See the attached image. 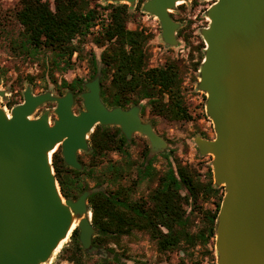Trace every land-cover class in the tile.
Returning a JSON list of instances; mask_svg holds the SVG:
<instances>
[{"label":"water","instance_id":"obj_1","mask_svg":"<svg viewBox=\"0 0 264 264\" xmlns=\"http://www.w3.org/2000/svg\"><path fill=\"white\" fill-rule=\"evenodd\" d=\"M104 1L131 8L138 2ZM179 2L189 0H147L142 7L159 20L168 47L179 45L181 25L171 18ZM206 15L198 90L207 96L217 136L197 137L195 144L201 156L214 157L215 186L226 191L216 227L217 264H264V0H217ZM101 79L98 73L85 83L78 114L73 92L35 95L30 86L11 118L0 109V264H46L73 220L83 249L98 251L88 201L95 191L77 200L63 197L53 167L59 149L68 167L82 171L79 154L91 151L97 126L119 128L128 142L136 134L145 137L154 155L167 149L153 125L143 121L140 105L109 108L103 102ZM0 97L6 92L0 90ZM49 102L57 104L53 124L49 111L32 119Z\"/></svg>","mask_w":264,"mask_h":264},{"label":"trees","instance_id":"obj_2","mask_svg":"<svg viewBox=\"0 0 264 264\" xmlns=\"http://www.w3.org/2000/svg\"><path fill=\"white\" fill-rule=\"evenodd\" d=\"M99 1L54 0L52 8L49 1L20 0L21 9L16 13L22 26L20 49L31 56L48 53L69 65L75 53L81 55V45L100 24L96 43L105 47L101 58L103 102L109 108L128 109L147 99L152 114L190 121L192 118L187 112L182 91L187 66L180 60L168 58L163 66L150 67L152 54L148 44L152 36L144 29L128 28L131 19L129 6L120 4L103 8L97 3ZM144 1H140L138 10ZM101 10L109 11L107 17L103 18ZM89 65L94 78L98 70L95 55L91 56ZM82 83L76 80L64 85L82 91ZM127 142L119 128L97 126L90 136L92 154L89 157L91 162H99L88 165L84 172L69 168L61 150L53 155V167L65 199L77 200L90 189L88 181L103 188L95 191L88 200L96 230L93 243L112 254L115 252L111 244L120 245L123 238L139 232L156 242L161 253L197 246H203L207 251L208 245L214 248L225 188L214 185L212 172L208 181L202 183L188 166L168 162L167 171L160 175L151 171L152 162L148 161L138 171L136 180L124 184L132 165L129 162L113 163L108 155L118 152L126 156ZM100 165L102 168L97 170ZM152 179L157 180L156 188L148 196L135 198L138 187ZM210 199H214V208L205 209L204 204ZM188 207L191 209L189 213ZM195 215L202 223L197 230H194ZM208 253L214 260L213 252ZM61 256L71 264H87L78 228L73 231L71 244L63 249Z\"/></svg>","mask_w":264,"mask_h":264},{"label":"rangeland","instance_id":"obj_3","mask_svg":"<svg viewBox=\"0 0 264 264\" xmlns=\"http://www.w3.org/2000/svg\"><path fill=\"white\" fill-rule=\"evenodd\" d=\"M44 1H49L52 8H54V0ZM140 1L138 0L134 8L128 5L131 15L128 28L130 30L144 29L152 36L148 44L152 54L149 65L152 68L160 67L164 62L163 59L167 56L165 53L168 49L161 47V31L159 28L154 27L157 26L158 19L156 18L157 21H155L149 14L144 13L142 8L138 10ZM196 1L198 3L195 7H192V4L187 2L182 5L184 9L176 10L175 14L178 17H183L185 20L197 16L196 28L194 30L199 34L202 28L204 29L209 26L206 20V14L217 0ZM97 3L103 8L109 5H120L106 3L104 0H100ZM20 9V0H0V90L6 92L5 98L0 97V109L11 113L12 108L24 102V92L30 86L35 95L50 91L54 96L60 97L65 96L68 91L73 92L75 96L73 110L78 114L84 109L81 98V94L86 91L84 85L94 79L89 65V60L92 55H95L98 61V70L96 73L103 72L101 58L105 47H100L96 43L98 33L101 31V25L99 24L92 29L93 34L89 35L80 47L81 55L78 56L75 53L71 63L67 65V62L61 63L57 58H52L51 54L41 52L35 56H31L20 49L22 26L16 19V13ZM101 12L104 13L103 18L107 17L109 13V11L102 10ZM184 24L186 25V23ZM159 47L162 48L161 51L158 50ZM176 51L177 48L173 50L174 53ZM194 70L187 69L184 72L182 85L187 112L192 118L190 121L172 120L152 114L147 99L142 100L138 104L142 107L141 117L143 121L153 125L156 133L167 142L168 147L165 151L154 155L151 152L149 141L145 137L136 134L130 142H127L128 151L126 156L118 152L110 153L108 158L113 163L126 164L129 162L132 165L130 176L123 181L124 184H130L131 180H136L138 178V171L142 170V167L148 161H151V171L155 170V173L160 175L167 171L168 162L174 165L180 163L183 166H188L196 172L202 183L208 181L211 171L215 185L212 166L214 157L212 155L201 156L195 144V138L197 137L214 140L217 134L214 124L206 112L207 96L198 90L200 76ZM76 80L83 82L82 91L77 89L74 91L64 85L65 83L70 85ZM56 106V103H46L36 110L32 119L38 118L46 111H49L50 121L53 124L56 119V115L54 114ZM146 148L148 149L147 151H145ZM90 149V152H82L79 154V161L84 166V169L78 172H84L88 165L90 166L91 164L93 165L99 162L98 160L91 162L89 157L92 154L91 144ZM102 166H98L97 170L101 169ZM88 184L90 186L89 190L98 191L103 189L97 188L92 181H88ZM156 186V179L143 182L136 190L135 198L148 196ZM213 204L214 199H210L204 204V208L211 210L214 208ZM187 209L189 213L191 209L189 207ZM194 219V230H197L201 227L202 223L200 217H197V215L194 216ZM71 234L72 232L64 246L57 250L51 260L46 264H71L61 256L63 249L71 244ZM94 246L96 245L94 244ZM96 247L98 251L95 253L89 254L85 251L87 264H107L109 261L114 262L115 260L119 261L114 262L115 264H217L218 260V253L215 246L212 248L210 245H208L209 251L203 246H197L196 248L186 250L176 249L161 253L158 250L156 242L152 241L147 234L139 232L134 233L133 236L123 238L120 245L111 244L110 247L114 248L115 253L111 254L105 248ZM208 252H213L212 256L214 260Z\"/></svg>","mask_w":264,"mask_h":264},{"label":"flooded vegetation","instance_id":"obj_4","mask_svg":"<svg viewBox=\"0 0 264 264\" xmlns=\"http://www.w3.org/2000/svg\"><path fill=\"white\" fill-rule=\"evenodd\" d=\"M146 1L147 0H145L144 3ZM144 3L142 4V7ZM186 3L187 2L183 4L181 3V5H178L175 10L171 11V18L173 19V21L181 25L179 31L177 32V39H178L179 45L177 47H168L165 45V43L162 40L161 47L162 48L166 47L168 49L165 53L167 54V56H165V58L163 59L164 62L162 63V66L166 63L168 58L176 59V60L182 61L187 66L188 69H193V70L195 69L194 72H197L199 74L203 60L205 58L206 45H205L201 32L198 34L194 30L196 28L197 16L194 18H189V20H185L183 17H178L175 14L176 10L184 9L182 5ZM189 3L192 4V7H195L198 1L193 0L191 2V0H189ZM150 16L155 21H157L156 17L152 15ZM206 20L209 24L208 18H206ZM184 23H186V25ZM154 27L159 28L161 31L160 34H162V28H161V24L159 20L157 21V26H154ZM202 30L203 28L201 29V31ZM202 44L204 45V47L202 46ZM161 47H159L158 50L161 51L162 50ZM175 48H177V51L174 53L173 50Z\"/></svg>","mask_w":264,"mask_h":264},{"label":"bare ground","instance_id":"obj_5","mask_svg":"<svg viewBox=\"0 0 264 264\" xmlns=\"http://www.w3.org/2000/svg\"><path fill=\"white\" fill-rule=\"evenodd\" d=\"M181 3H182V2H179L178 4H181ZM6 114H7V117H8V118H11V113L6 112ZM52 154H53V153H50V156H51ZM75 227H76V222H75V220H73V224L71 225V228H70V230H69V233H68V235H67V238L63 239V240L59 243L58 247L55 249V252H56L57 250L61 249V248L64 246V244L66 243L67 239H68L69 236H70V233L73 232V230L75 229Z\"/></svg>","mask_w":264,"mask_h":264}]
</instances>
